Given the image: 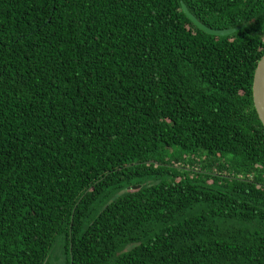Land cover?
Masks as SVG:
<instances>
[{
  "label": "trees",
  "instance_id": "1",
  "mask_svg": "<svg viewBox=\"0 0 264 264\" xmlns=\"http://www.w3.org/2000/svg\"><path fill=\"white\" fill-rule=\"evenodd\" d=\"M263 54L264 0H0V264H264Z\"/></svg>",
  "mask_w": 264,
  "mask_h": 264
},
{
  "label": "water",
  "instance_id": "2",
  "mask_svg": "<svg viewBox=\"0 0 264 264\" xmlns=\"http://www.w3.org/2000/svg\"><path fill=\"white\" fill-rule=\"evenodd\" d=\"M182 7L185 13L190 17V19L201 29L214 35L226 36L236 32L239 26L226 28V29H216L209 27L202 21H200L188 8V6L182 1ZM253 100L258 112V115L264 125V54L259 60L253 79Z\"/></svg>",
  "mask_w": 264,
  "mask_h": 264
},
{
  "label": "rangeland",
  "instance_id": "3",
  "mask_svg": "<svg viewBox=\"0 0 264 264\" xmlns=\"http://www.w3.org/2000/svg\"><path fill=\"white\" fill-rule=\"evenodd\" d=\"M59 259H61L60 257V250L59 247H57L54 252L52 253L50 262L51 264H57L59 262Z\"/></svg>",
  "mask_w": 264,
  "mask_h": 264
}]
</instances>
